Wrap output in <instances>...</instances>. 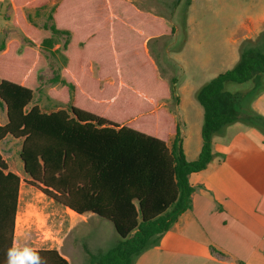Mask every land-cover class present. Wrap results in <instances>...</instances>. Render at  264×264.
<instances>
[{
	"label": "trees",
	"instance_id": "trees-1",
	"mask_svg": "<svg viewBox=\"0 0 264 264\" xmlns=\"http://www.w3.org/2000/svg\"><path fill=\"white\" fill-rule=\"evenodd\" d=\"M49 1L9 0L11 23L29 45L13 40L0 54V107L7 117L0 141L6 135L21 140L28 184L76 214L111 221L120 237L112 247L94 257L83 245L93 263L133 264L189 208L194 186L188 175L211 161L212 136L236 121L264 132V116L225 89L227 81L263 78L264 51L245 39L237 62L200 87L202 144L188 160L180 127L159 105L169 97L168 81L144 49L145 40L170 35L174 27L128 0H56L51 24L42 28L22 13ZM54 34L66 35L64 65L54 79L61 86L47 90L58 107L46 111L29 105L46 65L34 46L52 49ZM261 89L264 83H257L246 96L252 100ZM20 182L0 152V264L13 246ZM38 250L47 264H69L55 248Z\"/></svg>",
	"mask_w": 264,
	"mask_h": 264
},
{
	"label": "rangeland",
	"instance_id": "rangeland-1",
	"mask_svg": "<svg viewBox=\"0 0 264 264\" xmlns=\"http://www.w3.org/2000/svg\"><path fill=\"white\" fill-rule=\"evenodd\" d=\"M52 2L56 4L57 1H49L45 8L31 10L27 13V18L34 20L33 24L39 28L50 25L49 15L55 5L51 6ZM134 2L140 9L161 16L168 25L174 27L172 34L151 39L146 44V51L154 61L158 75L169 84L170 97L159 105L176 116L177 122L180 121L179 127L184 131L182 136L187 134L192 136L197 123L195 108H202L197 98L200 87L219 72L229 68L228 64L232 67L237 62L245 39H250V45L264 51V37H260L264 32V24L250 20L264 16V0H134ZM0 7H3L1 2ZM244 22L245 27L242 26ZM236 30L239 31L235 38L239 40L237 39V43H231ZM65 38V34H54L55 45L52 49L34 46L43 54L46 65L39 72V88L35 90L31 103L37 104L42 110L49 111L58 107L47 97V90L61 86L60 80L54 79L64 65L60 49ZM1 40L0 34V43ZM225 57H228V64ZM91 68L95 72L96 67L93 65ZM257 83H264V77L254 83L227 81L225 89L243 95V101L251 106L257 95L251 100V96L248 97L246 94L253 86L256 87ZM182 88L186 90L180 91ZM262 92L264 89H261L260 93ZM180 96L183 101L179 109L176 107ZM3 114L0 107V117ZM183 118L186 119L185 123L181 122ZM20 141L11 136L0 141V152L8 169L17 173L21 179L13 242L14 240L17 242L23 225L32 236L33 231L38 229V223L47 224L58 238L66 234L64 246H61L60 250L66 251L69 264H97L92 262L83 245L87 246L94 257L104 253L120 239L113 224L97 215L85 216V220H81L72 210L50 200L36 187L28 184L19 157ZM170 143L171 140L169 145ZM188 145L191 146V143ZM190 154L188 152V155Z\"/></svg>",
	"mask_w": 264,
	"mask_h": 264
},
{
	"label": "crops",
	"instance_id": "crops-1",
	"mask_svg": "<svg viewBox=\"0 0 264 264\" xmlns=\"http://www.w3.org/2000/svg\"><path fill=\"white\" fill-rule=\"evenodd\" d=\"M128 1L140 9L134 0ZM0 2L3 3V7H0L1 54L13 40L20 46L28 43L21 31L11 23L10 18L14 13L12 4L9 0ZM93 6L101 7L97 3ZM31 10L34 9L23 8L22 13L28 21L34 23V20L27 18ZM250 20L264 24L263 15ZM246 22L242 24L243 27ZM238 31L233 33L231 43L238 42L239 39L235 38ZM150 40H145V50ZM227 59L225 57L228 64ZM227 66L231 68V65ZM185 90L180 89L182 92ZM182 101L180 96L176 108L182 107ZM251 106L264 116V92L257 95ZM2 109L4 114L0 117V124L7 120L5 108ZM203 113V107L195 108L197 123L192 136H182L184 131L180 128L182 146L188 160L195 159L201 148ZM171 115L179 126L180 121L177 122L176 116ZM185 118L181 122L185 123ZM190 143L191 146L188 145ZM211 148L213 157L207 166L188 175L190 184L194 186L189 208L163 233L158 244L140 253L133 264H264V132L255 126L236 121L212 136ZM188 152L191 154L188 155ZM77 216L85 220V216L95 214ZM37 228L31 236L23 225L13 245L27 244L36 249L55 248L66 257V251L60 250L64 246L66 234L58 238L47 224L38 223Z\"/></svg>",
	"mask_w": 264,
	"mask_h": 264
},
{
	"label": "clouds",
	"instance_id": "clouds-1",
	"mask_svg": "<svg viewBox=\"0 0 264 264\" xmlns=\"http://www.w3.org/2000/svg\"><path fill=\"white\" fill-rule=\"evenodd\" d=\"M5 264H47V261L38 249L27 244H16L6 251Z\"/></svg>",
	"mask_w": 264,
	"mask_h": 264
}]
</instances>
